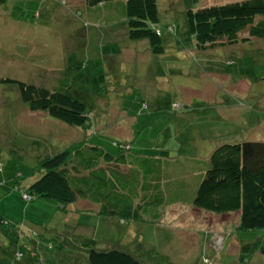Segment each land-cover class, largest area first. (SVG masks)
Returning a JSON list of instances; mask_svg holds the SVG:
<instances>
[{"label":"rangeland","instance_id":"1","mask_svg":"<svg viewBox=\"0 0 264 264\" xmlns=\"http://www.w3.org/2000/svg\"><path fill=\"white\" fill-rule=\"evenodd\" d=\"M121 1L104 16L98 5L90 7L82 0L0 3V76L80 94L94 107L87 128L68 125L45 111H30L14 85L0 83V214L19 218L20 230L31 224L24 219L45 222L33 224L35 231L17 238L14 232H0V264H41L29 248L31 240L43 251L53 245L45 252L50 264H87L90 247L119 248L142 264H264V228L241 230L237 212L215 214L190 203L213 148L264 141V37L205 51L185 49L182 57L174 36L189 40L185 9L231 0H157L159 25L165 32L171 26L173 32L172 38L163 36V54H153L146 39L139 43L123 32ZM176 27L184 29L179 37ZM243 36H248L246 30L238 38ZM172 101L188 108L170 111ZM90 139L113 153L118 149L112 140L129 142V154L164 147L156 150L164 166L150 182L160 186L165 201L153 214L127 222L76 214L72 205L65 214L53 210L56 204L48 209L47 199L33 201L26 209L17 201L21 189L40 175L24 172L40 157ZM17 173L21 188L11 189ZM73 205L94 208L85 200ZM27 212L44 216L32 220L25 218ZM244 244L250 248L241 251ZM17 251L22 256L15 263Z\"/></svg>","mask_w":264,"mask_h":264},{"label":"trees","instance_id":"2","mask_svg":"<svg viewBox=\"0 0 264 264\" xmlns=\"http://www.w3.org/2000/svg\"><path fill=\"white\" fill-rule=\"evenodd\" d=\"M3 1L0 0V3ZM115 1L83 0L90 7L111 2L116 4ZM119 7L125 21L126 36L131 40L146 39L151 53L163 54L165 40L159 25L157 0H123ZM184 16L186 38L189 39L187 43L192 42L189 49L194 52L235 44L238 40L246 42L249 38L264 37V0H231L199 7L188 6ZM166 29L173 32L171 26L167 25ZM245 30L248 36L239 39V33ZM0 83L14 85L20 100L30 111H45L50 117L76 127L87 128L89 125V112L94 107L80 99V94L72 96L62 89L52 91L11 77L0 76ZM187 106L172 101L170 111L182 110ZM111 144L116 145L118 153L110 152L99 142L90 139L83 145L71 144L57 153L40 157L36 165L24 171L29 174L39 171L40 175L21 189L20 198L14 193L18 196L17 201L22 199L25 209L33 201L47 199L45 203L50 206L48 209L56 204L53 210L57 207L65 214L71 213L66 207L72 205V211L76 214L118 218L127 222L144 220L148 212L153 214L154 208L165 201L160 186L154 187L150 182L154 172L161 171L164 160L152 155L127 153L131 150L127 141L112 140ZM125 144L128 148H124ZM20 176L21 173H17L12 177L11 189L21 188ZM79 200L92 203L93 210L74 207L73 204ZM190 203L215 214L237 212L241 230L264 228V141L222 143L213 148L205 167L201 169ZM156 215H151L152 219ZM40 216H44V213L25 214V218L32 220L41 219ZM29 220L24 219V223L31 224L20 230L22 224L18 222L19 218L15 221L12 213L0 214V232L3 236L2 231L5 234L14 232L12 237L17 238L35 231L33 224H45L44 221L39 224ZM25 239H28L27 236ZM35 242L31 240L29 244L34 248L35 258L41 264H49L50 259L45 252L53 245L48 244L43 251ZM249 248V244H244L240 250ZM21 256L22 252L17 251L12 256L13 261H21ZM86 259L87 264H142L133 254L119 248L90 247Z\"/></svg>","mask_w":264,"mask_h":264},{"label":"crops","instance_id":"3","mask_svg":"<svg viewBox=\"0 0 264 264\" xmlns=\"http://www.w3.org/2000/svg\"><path fill=\"white\" fill-rule=\"evenodd\" d=\"M82 2H83V0H82ZM112 3V2H111ZM111 3H103V4H99L98 5V10H101V14L104 16L106 13H109L111 10H112V7H113V4H111ZM167 24H170V23H168L167 22ZM174 29H176V34L178 35V37H179V35H180V33H182V31H184V29L181 27L180 29L181 30H179L178 31V29H177V27L176 28H174ZM123 32L125 33V31L123 30ZM185 32V31H184ZM163 34H165L166 33V37H169V38H172V36H171V33L169 32V30H167L166 32L163 30V32H162ZM164 36V35H163ZM166 37H164V38H166ZM174 37H176L175 39H177V41H176V46L178 47V51H177V53L180 55V56H182L183 57V52H184V50L186 49V50H188L189 52L190 51H192V49H189L190 47V45L191 44H188L187 42H183L182 40H181V37L180 38H177V36H174ZM173 37V38H174ZM144 40H140V41H138L139 43H144L143 42ZM185 45H187V46H185ZM164 54H166V52L164 53ZM187 114H190V113H187ZM175 117H176V115H175ZM247 119L249 120V117H247ZM101 128H100V131H101V133H103V130H105V128L101 125L100 126ZM161 133L162 132H158V138H159V136L161 135ZM158 138H157V140H158ZM109 150H111V149H109ZM142 150H144V151H146L147 153H142V154H140V153H137V154H139V155H146V156H148V155H152V156H156V157H161L160 155H156V154H158V153H156V150L157 151H159V152H162V151H164V147H162V148H159V149H156V148H152V149H150V150H147V148H145V149H142ZM148 152H152V153H154L155 155H153V154H150V153H148ZM18 202L22 205V202H21V200L20 199H18ZM78 219V218H77ZM60 236H62L60 239L62 240V241H64L66 238H65V236L63 235V234H60ZM62 244H64V242H61ZM31 248V247H30ZM31 250L33 251V255H34V248H33V246H32V248H31ZM46 260H47V258H46ZM49 262V264H50V260H48ZM24 264H26L25 262H24ZM28 264V263H27Z\"/></svg>","mask_w":264,"mask_h":264},{"label":"built area","instance_id":"4","mask_svg":"<svg viewBox=\"0 0 264 264\" xmlns=\"http://www.w3.org/2000/svg\"><path fill=\"white\" fill-rule=\"evenodd\" d=\"M174 105H176V104H174Z\"/></svg>","mask_w":264,"mask_h":264}]
</instances>
